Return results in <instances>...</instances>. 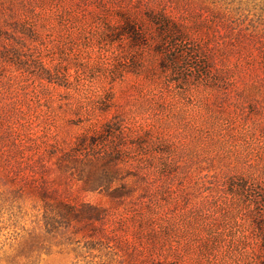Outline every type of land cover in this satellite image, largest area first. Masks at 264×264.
<instances>
[{
    "label": "rangeland",
    "instance_id": "1",
    "mask_svg": "<svg viewBox=\"0 0 264 264\" xmlns=\"http://www.w3.org/2000/svg\"><path fill=\"white\" fill-rule=\"evenodd\" d=\"M111 124L120 201L69 155ZM262 236L264 0H0V264H260Z\"/></svg>",
    "mask_w": 264,
    "mask_h": 264
},
{
    "label": "trees",
    "instance_id": "2",
    "mask_svg": "<svg viewBox=\"0 0 264 264\" xmlns=\"http://www.w3.org/2000/svg\"><path fill=\"white\" fill-rule=\"evenodd\" d=\"M103 131L104 132H102L101 136H97V137L95 136L89 140H86L83 137L79 138L75 142L72 150L69 152V155L71 157H76L82 151L88 150L91 151L92 158L94 159H98V158L104 159L105 157H107L108 165L105 167L103 171L91 169L85 175H81L82 174L81 173L80 174L81 176L79 175L78 178L83 182L86 188H88L91 191L97 190L98 192H101L109 201L124 200L134 192V188L132 187V185L123 183L122 185H118L117 187H112V186L116 182V176L119 174L118 161L127 160L130 158H125L123 156L125 152L123 149V145H119L117 143L113 146H108L106 150L100 153L96 152L97 150L96 148L99 147L106 140L112 138L116 140L114 132H116L117 129L113 124L107 125L105 130ZM132 145L137 146L138 144L133 143ZM134 169H135L134 163L132 162L129 170H134ZM130 176L135 178V176L132 174ZM103 212L104 211L101 208H97L91 205H84L82 206V209L79 211V214L81 215L87 214L91 216L92 220H98V218L101 216ZM95 240L97 241V244L99 245L103 244L102 238L97 237ZM260 240L262 245V253L264 255V236H262ZM260 264H264V256L262 261H260Z\"/></svg>",
    "mask_w": 264,
    "mask_h": 264
}]
</instances>
